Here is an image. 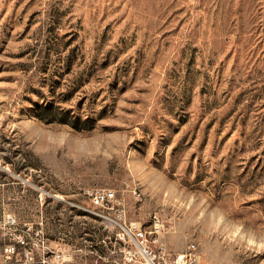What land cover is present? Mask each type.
Here are the masks:
<instances>
[{"label": "rangeland", "instance_id": "rangeland-1", "mask_svg": "<svg viewBox=\"0 0 264 264\" xmlns=\"http://www.w3.org/2000/svg\"><path fill=\"white\" fill-rule=\"evenodd\" d=\"M96 188L264 264V0H0V264H117Z\"/></svg>", "mask_w": 264, "mask_h": 264}, {"label": "built area", "instance_id": "built-area-1", "mask_svg": "<svg viewBox=\"0 0 264 264\" xmlns=\"http://www.w3.org/2000/svg\"><path fill=\"white\" fill-rule=\"evenodd\" d=\"M89 196L91 207L83 208L85 211L100 217L103 222L104 214H113V223L110 224L113 226V240L118 244L114 250L118 254L117 264H203L196 253L194 242L188 243L185 253L171 256L163 242V221L160 216L154 215L149 230H133L123 221V210L115 207L121 201L113 189L96 188ZM110 209H114L113 212L109 211ZM58 258L61 259V264H64L71 259V255L58 254ZM44 262L31 260L29 264Z\"/></svg>", "mask_w": 264, "mask_h": 264}, {"label": "bare ground", "instance_id": "bare-ground-1", "mask_svg": "<svg viewBox=\"0 0 264 264\" xmlns=\"http://www.w3.org/2000/svg\"><path fill=\"white\" fill-rule=\"evenodd\" d=\"M104 220H108L113 223V214H104Z\"/></svg>", "mask_w": 264, "mask_h": 264}]
</instances>
